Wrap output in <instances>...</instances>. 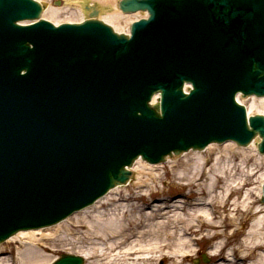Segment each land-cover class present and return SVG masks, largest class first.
I'll list each match as a JSON object with an SVG mask.
<instances>
[{"label":"water","instance_id":"water-1","mask_svg":"<svg viewBox=\"0 0 264 264\" xmlns=\"http://www.w3.org/2000/svg\"><path fill=\"white\" fill-rule=\"evenodd\" d=\"M117 7L148 14L130 38L98 20L99 10L55 27L39 20L45 6L34 0H0V243L126 184L138 158L157 164L256 137L264 155V116L247 119L234 100L264 97V0Z\"/></svg>","mask_w":264,"mask_h":264},{"label":"bare ground","instance_id":"bare-ground-1","mask_svg":"<svg viewBox=\"0 0 264 264\" xmlns=\"http://www.w3.org/2000/svg\"><path fill=\"white\" fill-rule=\"evenodd\" d=\"M75 1L76 2L73 0H65L67 5L72 2L75 5L78 4L77 8L74 10L75 13L73 12L75 15H82V10L89 13L95 10H104L105 5H109V0H96L97 2H101V4L92 0L90 5H87L89 2L88 0ZM68 12L70 11L63 12L59 7H48L41 13L40 18L42 19L43 16H48L58 21L62 14ZM144 15L145 14H143V16ZM123 17H125V15L121 14V12L116 9L112 15H108L105 19H107L106 21L108 22L114 23V26H117L115 23L119 22ZM251 101L249 109H247L248 115L257 106L260 107V111H258L257 114H263L264 98L258 101L252 98ZM254 146H256L255 141L251 143L249 148H253ZM213 148L214 145L211 144L206 150L210 151ZM184 156H188L185 160L187 158L194 160L195 166L192 168V171H187L185 169L174 171L173 167L178 163L171 162L169 167L171 169L172 178L184 181L185 184L183 185L188 189V193L192 192V189H194V192L197 193V197L193 203L188 206L189 208L195 207V210L191 214H184L185 217L180 216L174 219L175 221L172 222L174 224L173 230H171V212L173 209L184 211L185 206H171L167 205L165 202V204L159 203V205L155 207L148 208L147 210L149 211L145 212L144 208L147 205H144V208H142V205L127 204V201H132L139 197L137 196L139 195L138 193L131 195V189L136 186L138 188L143 184L146 185V182L152 183L161 176L158 172L146 174L142 172V167L141 170L137 171V180L134 184L130 183L123 188L120 186L116 187L90 207L92 208L91 211L93 210L92 212H96L98 209H101L103 205L109 206L110 213H107V216L96 212L90 214L92 216L90 220H88L86 214H83L86 210L90 209L88 208L79 212L78 215H75L76 218L72 220L71 223H61L53 229L46 228L28 232H18L6 241V243L15 241L23 243L22 247L18 248L16 251L17 258L8 255L0 256V264H47L49 258L44 255V252L48 247L44 241L50 237L49 234L45 232L55 230L57 233L59 229L62 230L61 233L63 234H67L68 232V237H59L57 242L72 246L81 244V246L78 247L80 249L87 246L86 249L79 251V254L77 253L78 255L75 256L83 259L91 258L92 261L90 264H164L169 261L175 264L176 258H180V261H184L195 255L193 250V245L196 243L194 236L198 231L194 230V223L192 222H196L200 227L206 225L209 229L213 230L214 233L212 232L208 236L209 239H223L221 243L212 249V264H264V256L261 255V249L264 247L263 215L253 219L254 221L247 230L246 236L237 244H231L232 241H230V237L236 234L235 229L232 231L231 235L225 233L227 227H233L235 225L234 219L237 217V210L233 209L231 215L229 214L222 218L216 216L215 210L219 208L218 205L223 206V208L226 206L224 203L225 196L227 195L226 192H228L230 185H234V181L229 179L232 173L231 167L216 169L214 165L218 161L217 158L214 165L206 171L201 166L203 159L199 154H186ZM138 161L139 160H137V164L139 163ZM243 164L242 162L239 166L241 167ZM143 166L148 168L159 167L145 164H143ZM212 171L217 172V176L211 175ZM242 172L244 173V171ZM247 173L248 172H246V176ZM202 177L205 179L204 181H201ZM222 178H224V182L226 181V183L223 186V192L217 195V183L222 182ZM207 181H209L208 184H206ZM151 188L153 187H149L143 195L150 198ZM116 191H120V193L123 194L125 193V197L118 198L119 194H116ZM259 194L258 192V195ZM245 198L248 199L247 196ZM120 200L123 204L117 203ZM225 201H227V199ZM199 206L202 207L200 208ZM242 207L245 209V213L251 212L253 215L259 212L261 213V211L264 210V205L252 207L249 201L243 203ZM204 216L208 219L204 220ZM162 219L166 220L161 221ZM81 229L82 231H80ZM70 231H72V234ZM55 237H57V235ZM171 247H174V249L172 250ZM228 247H231L228 250L229 255L225 256L224 252ZM1 251L0 249V254ZM52 262L50 264H52Z\"/></svg>","mask_w":264,"mask_h":264},{"label":"rangeland","instance_id":"rangeland-1","mask_svg":"<svg viewBox=\"0 0 264 264\" xmlns=\"http://www.w3.org/2000/svg\"><path fill=\"white\" fill-rule=\"evenodd\" d=\"M37 1L40 3H45L46 8L59 7L63 12L70 11L68 13L62 14V16H60V19H58V21L54 20L52 17L43 16L45 20H48L52 23L61 24V23H66V22H80L85 19L84 10H82V15L73 14L74 10L78 6V4L75 5L73 2L67 5L65 0H37ZM73 1L76 2L75 0ZM88 1H89L88 3L92 2V0H88ZM117 1L118 0H109L108 1L109 5H105V9L103 10L102 14L99 15V19H101L104 23L111 26L114 29V31L118 33H126V31H128L129 26L132 22L139 20L144 16L143 14H140V13L138 15L137 14L136 15L135 14L125 15V17L121 18L119 22L115 23L117 26H114V23L106 21L107 19H105V17H107L108 15H112L113 12L117 9L116 8ZM97 3L101 4V2H97ZM253 99L256 101L259 100L258 98H253ZM251 100L252 98H250V100L248 99L245 101H241V100L240 101L242 102L241 104H243L246 109H249L250 103L252 102ZM258 111H260V107L257 106L251 111L250 115H255L257 114ZM249 147L250 146L246 148H239L231 143H226L224 145H214V148L210 151H207L206 149L201 152L189 151L187 153H184L178 158L167 159L166 162L159 164V165H155V166H159L155 168L145 167L143 166V164H145L144 162L138 161L139 165L136 162L131 167L132 177H131V181L129 182V184L130 183L134 184L136 182L137 171L141 170L142 167H143L142 172L146 174L150 172H158L161 176L159 179H155L152 183L146 182V185L143 184L139 186L138 188L136 186L135 188L131 189L130 190L131 195H133L134 193H138L139 195L137 196L139 197L136 196L137 198H135V200L127 201L128 202L127 204L129 205L134 204L137 206L142 205V208H144V205H147L144 208L145 212L149 211L147 210L148 208L155 207L156 205H159V203L165 204V202L167 203V205H171V206H176V205L185 206L184 211H181L179 209H173V211L171 212V215H172L170 217L171 230H173L174 224L172 222L175 221L174 219L180 216L185 217L184 214L186 213L191 214L195 210V207L189 208L188 206L189 204L193 203V201L197 197V193L194 192V189H192V192L188 193L189 192L188 189H186L185 186L183 185L185 184L184 181L172 178V174L170 171L171 169L169 167V164L171 162L178 163L176 164L175 167H173L174 171H180L183 169L187 171H192V168L195 166V162L194 160L188 159V158L185 160V158L188 156H184V155L199 154L200 157H202L203 159V163L201 166L204 170L207 171L214 165L215 160L218 158V161L214 165V167L216 169L218 168L222 169L223 167L226 169L227 167L228 168L231 167L232 173L230 174L229 179L234 181L233 182L234 185H230V187L228 188V192H226L227 195L225 194L226 195L225 200L227 199V201L223 199L226 206L223 208V206L218 205L219 208L215 210L216 216L218 218H222V217L228 216L229 214L231 215V213L233 212L232 211L233 209L237 210V217L234 219L235 225L233 227L230 226L225 229V233L227 235L228 234L231 235L232 231L235 229L236 234H233L230 237V241H232L231 244H237L246 236L247 230L250 228V226L252 225L254 221L253 219H256V217H261L262 215L264 218V210L261 211V213L259 212L258 214L253 215L251 214V212L245 213L244 211L245 209H243L242 207V204L247 203L248 201L251 202L252 207L262 206L260 203L261 194L258 195V192L260 193V186H261L262 178L264 177V157L257 152L256 146H254L253 148H249ZM242 162L244 164L243 166L240 167L239 165ZM172 164H175V163H172ZM242 171H244V173ZM246 172H248L247 176H246ZM244 174H245V177H244ZM211 175L217 176V172L212 171ZM222 179H223L222 182L217 183V189H216L217 195L218 193L223 192V189H224L223 186L226 183V181L224 182V178ZM204 180L205 179L202 177L201 181H204ZM208 183L209 181L206 182V184ZM123 187L124 186H122L121 188ZM149 187H153L151 188V191H150V194H151L150 198L143 195L145 191L149 189ZM117 193L119 194L118 198L125 197L124 196L125 193L123 194V193H120V191H116V194ZM246 196L248 197V199L245 198ZM117 203L123 204L121 200L118 201ZM91 206L87 207L86 209L90 208ZM199 207L201 208L202 206H199ZM86 209H83L81 211H84ZM91 209L92 208L86 210V212L83 213L84 215L86 214V217L88 220H90L92 216L90 214H93L96 212H99L101 215H105V216H107V213H110L109 206L107 205H103L101 209H98L96 212H92L93 210L91 211ZM79 212L74 213L72 216L68 217L66 220L52 227H49V228L53 229L54 227H56L57 225L61 223H66V224L71 223L72 220L76 218L75 215H78ZM203 219L206 220L208 218L204 216ZM165 220L166 219H162L161 221H165ZM192 223H194L193 224L194 230L198 231L196 235L194 236L196 243H194L193 245V250L195 252L194 253L195 255L191 256L190 258H187V260H184V261H180V258H176L175 264H212L213 262V258L211 255L213 253L212 249L215 248L219 243H221L223 239L222 238L213 239V240L209 239L208 236L213 232V230L209 229L206 225H203L200 227L198 226L196 222H192ZM57 231H58L57 233L55 232V230H49L45 232L46 234H49V237H50L49 239L48 238L45 239V241L43 240L46 246L48 247L45 249V252H44V255L47 258H49L47 264H50L53 260L60 257L62 254L78 255L79 251L87 248V246H84V248H81V249L78 248L79 246H81V244L72 246L68 244L58 243L57 239L59 237L67 236L68 232L67 234H63L61 233L62 232L61 229ZM80 231H82V229ZM70 233L72 234V231H70ZM56 235L57 237H55ZM22 245L23 243L19 241L9 242V243H6L5 241L0 244V249L2 250L0 256L8 255L13 258L14 257L17 258L16 251L18 248H21ZM171 248L172 250L174 249V247H171ZM230 248L231 247H228L227 250H225L224 252L225 256L229 255L228 250ZM261 251H262L261 255L264 256V247L261 249ZM202 256L205 257V259L207 260V263L202 262L201 260ZM91 261H92L91 258H88V259L84 258V264H90ZM164 264H172V261H169Z\"/></svg>","mask_w":264,"mask_h":264}]
</instances>
